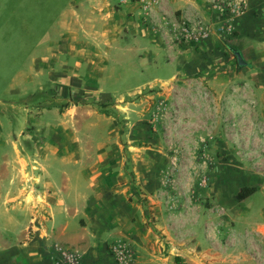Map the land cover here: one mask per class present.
<instances>
[{"label": "rangeland", "instance_id": "1", "mask_svg": "<svg viewBox=\"0 0 264 264\" xmlns=\"http://www.w3.org/2000/svg\"><path fill=\"white\" fill-rule=\"evenodd\" d=\"M5 1L11 3L12 0H0V113L4 114L0 117L3 124L0 163L3 155L18 160L23 179L20 187L25 191V199L20 202L32 209L31 226L35 221L46 222L52 218L45 197L51 192L45 188L43 176L52 180L54 195L63 199V207H54L55 225L63 222L68 205H79L81 211L84 208L88 211L92 205V213L105 218L114 213L116 206L121 210L119 214L125 210L122 216L125 215L128 221L125 227L128 235L141 232L144 237L158 239L166 249L177 243L175 248L180 251L195 239V232L201 231L198 227H202L203 220L208 223L213 219L219 221L223 216L221 212L216 214L219 203L212 201V195L207 193L212 189V181L218 185L216 189L223 192V183L213 178L235 173L229 171L231 166L227 164L226 150L221 152L219 147L228 149L237 142L248 147L258 140V136L262 137L253 132L255 104L252 97L244 94L240 102L232 98L242 94L246 87L240 90L223 87L226 81L227 85H235L229 80H236L239 66L242 69L245 65L238 64L234 50L240 51L243 59L251 61L253 55L245 50L259 43L249 36L232 39L230 33L225 34L227 23L223 20L237 15L242 9L231 10L232 6L225 4L222 12L213 13L207 22L212 26L209 35L215 34L214 41L209 43L214 46L215 42L210 66L189 79L177 81L171 78L164 83L154 78L167 79L173 74L172 70L138 69L136 64H117L111 59L103 61L106 56L102 54L94 74L85 78V64L79 74L60 65V61L69 64L70 60L64 54L55 55L60 38L41 39V34L49 27L52 34L56 33L54 22L47 23L50 15L46 14L45 25L38 22L39 19L35 26L31 23L37 42L36 63L41 69L36 71L35 86L28 89L15 84L18 81L26 85L28 76L27 71L12 67L17 64L15 46L23 35H19L21 27L11 15L12 6L5 5ZM36 1L45 2L48 12L55 3L69 0ZM153 1L148 0V9L137 3L148 14ZM243 1L246 6V0ZM121 5L124 4L114 0L115 8ZM43 13L41 8L40 18ZM199 25L196 21L195 26ZM193 35L180 32L173 37L164 34L160 39L166 47L186 48L191 47V41L200 43V38ZM124 36L121 34L117 42L123 47L126 45ZM44 40L52 42L51 57L59 66L55 69L43 63L49 58L40 45ZM113 40L110 39V43ZM114 46L108 48L114 49ZM13 59L15 64H12ZM59 75L68 76V81L57 80ZM251 76L252 73L241 77L247 82ZM64 103L69 105L62 110L56 107ZM210 145L217 150L207 158L205 147ZM244 173L240 182H255L252 173ZM236 182L228 180L224 189H232ZM65 185L66 189H63ZM4 207L0 201V209ZM26 218L20 214L18 222L23 223ZM80 222L82 226L86 225L85 218H80ZM30 232H33L32 228ZM1 235L7 239L2 230L0 238ZM128 235L107 244L116 264H151L135 257ZM112 245L124 246L121 261L111 252ZM45 247H50L49 253L50 250L53 252L52 245ZM3 256L0 249V264H23L20 258Z\"/></svg>", "mask_w": 264, "mask_h": 264}, {"label": "crops", "instance_id": "2", "mask_svg": "<svg viewBox=\"0 0 264 264\" xmlns=\"http://www.w3.org/2000/svg\"><path fill=\"white\" fill-rule=\"evenodd\" d=\"M245 2L246 6L243 0H154L150 7L152 10L147 14L137 2L115 8L114 0H69L55 3L53 8L51 5L53 12L52 9L46 12L47 4L43 1L12 0L11 3L5 1V5L12 6L11 15L21 27L19 35H23L25 39L24 41L19 38L18 45L15 46L17 64L12 67L27 71V84L18 81L15 84L28 89L35 86L36 71L41 69L40 64L37 67L36 63L37 42L34 41L31 23L35 26L39 19L38 22H43L45 25L46 14L50 15L47 23L54 22L56 33L52 34L49 27V32L45 30L41 34L43 37L41 39L60 38L55 55L64 54L66 59H70L69 64L67 61H60V65L63 64L67 69L71 68L79 74L85 64L86 73H82L85 78L94 74L97 61L100 60L99 55L102 54L106 56L102 58L103 61L111 59L117 64H136L138 69L150 67L172 70L173 74L167 79L154 78L164 83L171 78L177 81L189 79L201 74L207 66H210V55L215 48V42H213L214 46H210L209 43L214 41L215 34L209 35L212 26L207 22L213 13L218 15L222 12L225 4L232 6L231 10L241 8L240 13L223 20L227 23L225 27L228 32L225 31V34L230 33L232 39L243 35L249 36L257 39L259 43L248 46L245 50V53L253 55L252 60L242 58L245 65L242 69L239 66L236 80H229L235 85H227L228 81H226L223 87L236 90L246 87L242 94L233 95L232 98L240 102L244 94L252 97V102L255 104L253 132L262 137L258 136V140L248 147L241 142L235 143L232 145L235 147L231 146L228 149L219 147L221 152L226 150L229 155L227 164L231 166L229 171L235 173L223 175L220 179L213 178L212 180L223 183V192L216 189L218 185L212 181V189H209L207 195H212V201L219 203L220 206L216 208L217 213L214 210L212 212L216 214L221 212L223 216L219 217V221L213 219L210 223L203 220L202 227H198L201 231L197 233L198 235L195 232V239L180 251L175 248L177 243H172L171 248L166 249L158 239L144 237L141 232L128 235L125 228L128 221L125 215L122 216L125 210L119 214L121 210L116 206L114 213L105 218L96 217L91 211L92 205H89L88 211L85 208L81 211L79 205L76 207L68 205L65 206L67 215L63 218V222L55 225L57 215L54 213V207H63V199L57 194L54 195V183L46 176L42 177V182L51 192L45 197L49 202L52 218L46 222L35 221L31 226L32 209L20 202V199H25V191L20 187L23 179L19 173L18 160L14 156L3 155L0 163V201L5 207L3 210L0 209V230L6 234L7 239L1 235L0 249L4 258H20L23 264H70L71 262L116 264L107 250V244L128 235V240L132 242L135 250V257L140 258L143 263L149 261L151 264H264V0ZM41 8L44 13L40 18ZM196 21L200 23L199 27L195 26ZM225 27L223 26V29ZM180 32H184L185 35L194 34L195 38H200V43L197 45L195 41H191L189 44L191 47L186 48L174 45L166 47L162 44L161 36L167 34L173 37ZM121 34L125 35L124 47L117 43ZM81 39H94V41L86 42ZM110 39L115 40L110 43L112 42ZM40 45L49 54V58L44 59L43 63L54 69L55 66L59 67L51 57L52 42L47 43L44 40ZM112 45H115L114 49L108 48ZM234 52H237L236 55L240 51L234 50ZM58 59L62 58L58 57ZM12 64H15L14 59ZM250 73H252L251 79L244 82V77L241 76ZM65 75H59L60 79H56L68 81V76ZM17 91L20 92V87ZM3 115L0 113V117ZM18 115L19 113H16V116ZM219 128L223 130L222 126ZM2 129L3 124L0 122V132ZM216 150L217 148L212 149L211 145L205 147L207 158ZM244 172L252 173L255 182L252 184L247 181L240 182L239 178L245 174ZM230 179L238 182L232 189L227 187L225 190L224 183ZM67 180L70 182V178ZM243 188H256V191L238 201L236 195ZM63 189H66V185ZM20 214L23 218L27 217L23 223L18 222ZM80 218H85L86 225H81ZM30 228L33 232L29 233ZM45 245H52L53 252L50 250L49 253L50 247Z\"/></svg>", "mask_w": 264, "mask_h": 264}, {"label": "built area", "instance_id": "3", "mask_svg": "<svg viewBox=\"0 0 264 264\" xmlns=\"http://www.w3.org/2000/svg\"><path fill=\"white\" fill-rule=\"evenodd\" d=\"M131 2H140L144 9H148V0H118L119 4H127V3H131ZM124 246L121 245H112L111 247V252L113 253V255L116 257V260L121 261L123 259V255H124Z\"/></svg>", "mask_w": 264, "mask_h": 264}, {"label": "trees", "instance_id": "4", "mask_svg": "<svg viewBox=\"0 0 264 264\" xmlns=\"http://www.w3.org/2000/svg\"><path fill=\"white\" fill-rule=\"evenodd\" d=\"M68 105H69L68 103H64V104H62L60 106H56V107H59V109L62 110L63 108H66ZM255 191H256V188H243L237 193L236 199L238 201H241L244 198L251 195L252 193H254Z\"/></svg>", "mask_w": 264, "mask_h": 264}, {"label": "water", "instance_id": "5", "mask_svg": "<svg viewBox=\"0 0 264 264\" xmlns=\"http://www.w3.org/2000/svg\"><path fill=\"white\" fill-rule=\"evenodd\" d=\"M236 56H237V61H238V64L239 65L245 64L244 61H243V59H242V57L239 54H236Z\"/></svg>", "mask_w": 264, "mask_h": 264}]
</instances>
